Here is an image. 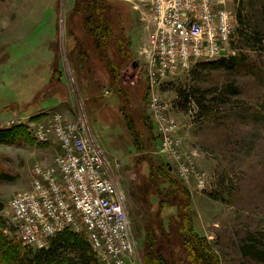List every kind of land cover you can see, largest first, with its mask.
Masks as SVG:
<instances>
[{"label": "rangeland", "instance_id": "1", "mask_svg": "<svg viewBox=\"0 0 264 264\" xmlns=\"http://www.w3.org/2000/svg\"><path fill=\"white\" fill-rule=\"evenodd\" d=\"M77 1L0 0V124L9 122L6 130L22 133L13 145L0 144V219L7 237L17 241L7 204L30 189L35 164L50 163L59 154L56 144L36 142L26 124L59 113L83 122L104 150L110 177L125 197L134 260L142 264L145 228L158 233L157 226L177 214L160 189L165 183L157 181L168 162L158 154L159 136L147 109L150 90L139 56L147 29L128 0H109L113 38L104 59L91 56L76 68L70 54L75 42L91 52L83 16L71 14ZM226 6L235 24L223 56L165 79L156 92L178 123L182 152L208 182L199 191L166 170L190 195L194 230L210 243L219 264H256L245 248L252 242L261 248L264 239V0H228ZM231 59L233 71L216 68ZM227 86L239 95L204 104L207 114L182 104L188 92L203 94L205 102ZM161 198L166 207L160 210ZM177 254L176 261L182 256Z\"/></svg>", "mask_w": 264, "mask_h": 264}, {"label": "built area", "instance_id": "2", "mask_svg": "<svg viewBox=\"0 0 264 264\" xmlns=\"http://www.w3.org/2000/svg\"><path fill=\"white\" fill-rule=\"evenodd\" d=\"M227 1L128 0L147 29L139 56L150 90L147 109L160 141L158 154L179 181L193 182L199 191L208 182L182 152L178 123L156 91L162 81L189 71L195 63L223 56L235 24ZM8 124H0V130L9 129ZM26 127L36 142L56 144L59 154L50 163L35 164L30 189L7 204L18 242L41 250L69 231L85 237L99 264H136L125 197L110 177L104 150L84 123L53 113Z\"/></svg>", "mask_w": 264, "mask_h": 264}, {"label": "trees", "instance_id": "3", "mask_svg": "<svg viewBox=\"0 0 264 264\" xmlns=\"http://www.w3.org/2000/svg\"><path fill=\"white\" fill-rule=\"evenodd\" d=\"M109 0H79L73 6L72 15L83 16L82 28L87 32L89 38L88 45L91 47V52H88L84 46H80L75 42L70 48L72 62L77 68L79 65H87L89 58L96 56L100 60L104 59V50L108 47L112 40L113 24L109 19L108 5ZM263 30L261 38L264 39V8L261 11ZM237 20L242 23L241 13L238 11ZM246 26V25H245ZM251 35L249 32L245 36ZM81 48V50H80ZM90 50V49H89ZM106 69L110 68V64L106 63ZM200 66L198 68H202ZM216 68L230 72L236 68L233 59L217 63ZM111 76V75H109ZM116 75H112L115 79ZM111 77H109L110 79ZM239 91L231 86L221 90L217 98H212L210 101L203 102V94L199 92H188L183 96V106L190 107L194 104V111L199 114H207V109L204 104L225 103L229 96H237ZM19 129H11L0 131V144L13 145L16 137L22 136ZM169 168L168 165H166ZM166 168V170H167ZM159 172L157 181L164 182L160 185L162 194L170 201V206L175 205L176 213L171 216L166 222L162 221L161 225L157 226V231L152 226L145 228L144 240L142 242V264H219L216 253L211 248L210 243L205 237L200 236L193 227L192 218L188 212L190 204L189 193L179 186V183L173 181L169 173ZM179 186V190L175 186ZM169 188H167V187ZM171 190V192H170ZM157 194L159 198L162 196ZM159 209L166 207L160 199ZM166 204V203H165ZM4 210L3 204L0 202V212ZM181 212V214H180ZM261 248L252 242L245 248V252L252 257L256 264H264V239H260ZM26 248V247H25ZM20 242L14 241L7 237L4 222L0 219V264H99L95 254L85 237L65 231L52 239L47 248L41 250L25 249ZM28 250V251H26ZM181 252V257L175 260L177 253Z\"/></svg>", "mask_w": 264, "mask_h": 264}]
</instances>
